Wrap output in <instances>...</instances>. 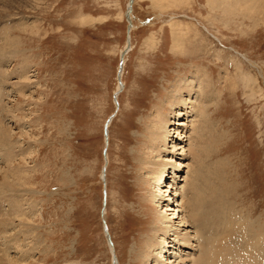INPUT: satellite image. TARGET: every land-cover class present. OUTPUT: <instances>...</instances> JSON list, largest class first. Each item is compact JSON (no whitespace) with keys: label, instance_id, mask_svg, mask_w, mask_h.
<instances>
[{"label":"rangeland","instance_id":"1","mask_svg":"<svg viewBox=\"0 0 264 264\" xmlns=\"http://www.w3.org/2000/svg\"><path fill=\"white\" fill-rule=\"evenodd\" d=\"M127 1L0 0V184L12 171L6 139L24 181L10 188L34 236L9 226L26 257L8 245L7 258L20 264H111L112 254L153 264L155 252L176 264L183 249L146 247L158 213L193 232L180 221L197 177L204 197L220 190L238 231L243 219L250 238H264V0H134L130 48ZM179 82L196 92L180 95L185 109ZM156 111L170 130L160 152ZM164 160L176 179L168 165L153 180Z\"/></svg>","mask_w":264,"mask_h":264},{"label":"bare ground","instance_id":"2","mask_svg":"<svg viewBox=\"0 0 264 264\" xmlns=\"http://www.w3.org/2000/svg\"><path fill=\"white\" fill-rule=\"evenodd\" d=\"M133 2H134V0H131L130 11L126 12V14L128 16V21H127L128 34L130 33L131 27H132V21H131L130 16H131V12H132ZM8 40L10 41V39H8ZM2 43H4V41ZM9 45H10V43H9ZM9 45H7V47H9ZM127 45H128L127 48H130V46H129L130 40H129L128 36H127ZM7 47H5V48H7ZM125 52H126V50L121 54V59H120L121 62L123 61V57H124ZM119 72H120V70H119ZM119 72H118V74H119ZM196 81L199 82V79L196 78ZM176 90H177V94L179 96H178V99L175 101L178 103V105L181 109H185L184 105L186 103L184 102V100H182V96H180V95L182 93L187 94L186 97L194 95V93H192L194 91V89L192 87V83L191 82H189V83L179 82V84H177V86H176ZM191 109H192V112L195 110L194 108H191ZM195 112H196V110H195ZM156 114H157L155 117L156 124L154 126L153 137H152L151 141L154 145L158 144L159 147H157V148L158 149L160 148V150H159V152H160L163 150L161 148L164 147L166 144V140L168 138L167 135L170 133L169 132L170 130L165 131L166 125L168 123V119L166 117L162 118L159 115L158 111H156ZM175 115L177 117H179V116H181V112L177 111L175 113ZM171 125L174 126L176 124H171ZM107 136L108 135H107V131H106V137ZM2 144H3V147H2L3 149H1L2 150L1 153L3 152L2 158L5 157L3 159H5L4 161H6V164L8 165V169L12 168V171L10 170L9 172L4 173L5 175L2 176L3 177V180H2L3 183L0 184V264H20V262H21L20 260L22 258L19 260L14 259V258H11V259L7 258V256H8L7 252L9 249L8 245H10L11 247H13L15 249H18L20 247L19 244L18 245H17V243L15 244V242L17 240L16 237L8 236L9 226L11 225L13 227V230L15 231L16 235L22 236L25 240H27V239L33 240L34 236L32 237V235H30L31 230L28 232V231H26V229H22L23 228V224H22L23 219H24V217H26L27 211H24L22 209L23 204H22L21 199L16 200L15 195H13L14 190L12 188H10L13 186L22 187L24 184L22 174L18 173V170H21V167L19 166V164H17V167H16V165H13L16 155L19 156V154H16V153L14 154L12 147H10L9 149H8V147H6L5 144H8V141L6 139H4V141H2ZM19 149H21L19 151L20 153L24 152V150H22L21 147H19ZM181 149L182 148H180V150ZM8 150H9V153H8ZM191 152L193 153L194 151H191ZM187 153L189 154V152H187ZM23 160H25V158H23ZM155 165H156L155 169L149 170V175H151V178L153 180H157L160 176L162 177L165 174H167L165 172L168 169H172L170 171V176H171L170 178L174 177V179H176V173H174V169H176V167L173 166V163L167 164V161L164 160V161L157 162ZM168 165H169V168L167 169L166 167ZM174 165L175 166L180 165V163L174 164ZM178 167L179 166H177V168ZM104 173H105V168H104L102 175H104ZM6 178L7 179L12 178L11 183L9 181H6ZM13 178L14 179L16 178V181H13ZM165 179H168V177L167 178L165 177ZM191 181H193L192 185H190V186H192V188L185 187V186H184V188L183 187L182 188H183V191L186 192V190H187L189 192V196L187 194V197L189 198L188 199V205H190V207H191L190 209L192 210V215L188 216L187 217L188 219H181L180 222L187 223L188 226H186V227H190V229H192L193 232L185 231V233H183V234L179 233L178 228H174L173 224L170 223L166 219V217L164 218L161 215L162 213H158L157 220L159 221L160 226H154L153 229H151L152 237H151L146 249L151 248L153 250L155 248H158V249L159 248H165V247L167 248L169 246H172V248H174L176 252L178 250L183 249L182 254L178 256V261L176 264H264V238H260V237H257L255 239L250 238L247 235V232L245 230L249 228V230L251 232H253V227L250 226L251 224L250 225L245 224L243 219L241 221H237L238 224L241 225V227H242V228H240V231H238L239 227L237 226L236 220L232 214L231 215L228 214L230 212H227V209H229L230 207L228 208L227 200L222 197L221 193L219 192L220 190L218 191L216 189L218 192L217 193L214 189H213L214 191L210 190L206 186L205 189L208 190V192L209 191L210 192L209 193L207 192V195H205L203 193L206 196V197H204L202 194H200L202 191L199 192V190L202 189L201 182H199V178L197 177L196 180H191ZM202 185L204 187V184H202ZM213 192H216V194ZM6 193L8 195V198H6V196H5ZM10 193H12V194H10ZM10 196H11V198H10ZM175 196H176V194L174 195V197ZM3 198H5V199L3 200ZM4 202L8 203L7 204L9 207L8 210L2 209L3 208L2 203H4ZM182 220H184V221H182ZM228 220L233 223V229L230 230L229 232H225L223 230V223L228 221ZM104 224H105V222H104ZM16 227H17V229L15 230ZM182 227H184V226L182 225ZM245 227H247V228H245ZM188 233L189 234L191 233V235L193 237H190V235ZM220 233L224 234V236L221 238H218ZM110 241H111V238H110ZM194 243H195V245H194ZM27 245L28 244H26L25 246H27ZM111 246H112V241H111ZM187 246H190V247L193 246V247H195V249L193 248V249L189 250V249H187V248H189ZM20 249L21 248H19V250H18L19 253H21V254L25 253L24 251H21L22 249L21 250ZM191 250H193V251H191ZM149 251H150V252H148L149 254H147V253L145 254L146 257H148L149 255H152L151 250H149ZM165 251H167V250H165ZM165 251H163V253ZM184 251H185V253H184ZM160 253H162V252H160ZM157 254H158V252H155V254L152 256L153 261H154L153 264H158L161 260L160 256H158ZM25 255H26V253L23 256H25ZM143 256H144V254H143ZM175 256H176V254H175ZM114 258H115V256H114Z\"/></svg>","mask_w":264,"mask_h":264},{"label":"water","instance_id":"3","mask_svg":"<svg viewBox=\"0 0 264 264\" xmlns=\"http://www.w3.org/2000/svg\"><path fill=\"white\" fill-rule=\"evenodd\" d=\"M130 7H131V0H128L127 1V6H126V9H125V14H124V18H125V21L127 22L128 21V16H127V14H126V12L128 11H130ZM127 36H128V25H127V27H126V38H127ZM120 59H121V56H120ZM120 62H121V60H119ZM103 138H104V142L106 143V123H105V125L103 126ZM104 171V168L102 169V172ZM102 230H103V232H104V235H105V239H106V241H107V243L109 244V245H111V241H110V238H109V235H108V233H107V231H106V227H105V224H104V222H103V220H102ZM111 264H116V262H115V258H114V256H113V254H112V256H111Z\"/></svg>","mask_w":264,"mask_h":264}]
</instances>
